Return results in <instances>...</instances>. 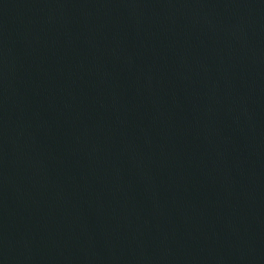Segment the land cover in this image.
Returning a JSON list of instances; mask_svg holds the SVG:
<instances>
[{
  "label": "water",
  "instance_id": "obj_1",
  "mask_svg": "<svg viewBox=\"0 0 264 264\" xmlns=\"http://www.w3.org/2000/svg\"><path fill=\"white\" fill-rule=\"evenodd\" d=\"M0 264H264V0H0Z\"/></svg>",
  "mask_w": 264,
  "mask_h": 264
}]
</instances>
